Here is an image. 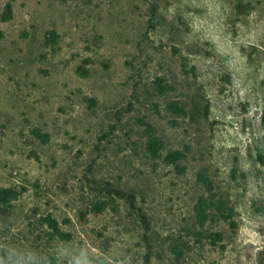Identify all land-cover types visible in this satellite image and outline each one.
Here are the masks:
<instances>
[{"label": "rangeland", "instance_id": "rangeland-1", "mask_svg": "<svg viewBox=\"0 0 264 264\" xmlns=\"http://www.w3.org/2000/svg\"><path fill=\"white\" fill-rule=\"evenodd\" d=\"M0 264H264V0H0Z\"/></svg>", "mask_w": 264, "mask_h": 264}]
</instances>
